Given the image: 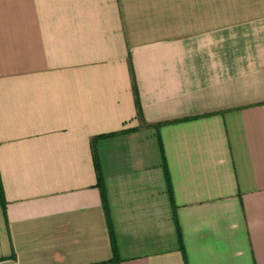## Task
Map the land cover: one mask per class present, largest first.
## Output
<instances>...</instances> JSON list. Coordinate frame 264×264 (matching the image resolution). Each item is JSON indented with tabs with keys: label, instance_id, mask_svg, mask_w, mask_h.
<instances>
[{
	"label": "crops",
	"instance_id": "crops-1",
	"mask_svg": "<svg viewBox=\"0 0 264 264\" xmlns=\"http://www.w3.org/2000/svg\"><path fill=\"white\" fill-rule=\"evenodd\" d=\"M0 264H264V0H0Z\"/></svg>",
	"mask_w": 264,
	"mask_h": 264
},
{
	"label": "trees",
	"instance_id": "trees-1",
	"mask_svg": "<svg viewBox=\"0 0 264 264\" xmlns=\"http://www.w3.org/2000/svg\"><path fill=\"white\" fill-rule=\"evenodd\" d=\"M126 130H121L120 132H125ZM118 133V132H117ZM116 133H111L110 135H114ZM106 135H101L99 137H105ZM97 138H95L93 141H95ZM95 153V152H94ZM95 165H96V168H97V174H98V183L97 185L99 186V189H100V192H101V197H102V201H103V204L106 208V205H107V200H106V194H105V189H104V185H103V181H102V178H101V174H100V170H99V166H98V163L95 162ZM112 250H113V260H116V257H117V249H116V245L114 243V241H112Z\"/></svg>",
	"mask_w": 264,
	"mask_h": 264
}]
</instances>
